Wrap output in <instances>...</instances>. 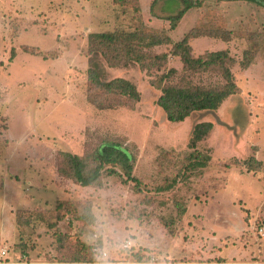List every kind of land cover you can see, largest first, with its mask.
Segmentation results:
<instances>
[{"label": "rangeland", "instance_id": "rangeland-1", "mask_svg": "<svg viewBox=\"0 0 264 264\" xmlns=\"http://www.w3.org/2000/svg\"><path fill=\"white\" fill-rule=\"evenodd\" d=\"M194 1L199 6L173 31L167 17L183 8L180 0H0L2 264H64L74 257L78 264H96L87 248L98 239L110 255L133 264L182 256L196 264H226L213 258L203 227L212 236L232 233L229 247L264 244V5ZM192 27L201 33L189 41L192 55L228 50L238 88L217 110L172 122L157 104L159 85L182 77L206 86L225 81L219 70L184 71L173 54ZM113 31L137 32L145 42L152 35L169 39L143 47L168 58H149L146 68L137 62L110 67L100 55L107 80L129 79L141 95L134 104L102 109L87 99L94 54L89 35ZM170 68L177 73L160 82ZM202 121L213 128L190 148L193 128ZM104 142H118L133 154L138 186L109 174L107 166L90 186L70 176L64 153L94 166ZM196 154L208 157L205 167L191 163ZM5 188L13 210L5 205ZM242 223L245 230L238 228ZM126 240L132 247L122 250ZM242 257L237 264H253Z\"/></svg>", "mask_w": 264, "mask_h": 264}, {"label": "trees", "instance_id": "trees-1", "mask_svg": "<svg viewBox=\"0 0 264 264\" xmlns=\"http://www.w3.org/2000/svg\"><path fill=\"white\" fill-rule=\"evenodd\" d=\"M120 1V0H118ZM183 8L172 13L167 18L171 23V29H176L177 24L185 16L188 10L199 6L194 0H180ZM223 1V0H218ZM258 4L264 5V0H251ZM169 11V10H168ZM201 33L196 32L195 28H190L183 33V37L175 43L173 54L180 56L184 64V71H191L193 74L198 71L219 70L224 78V83L217 86H206L204 84L194 83L182 77L175 83H164L161 87L162 93L158 98L157 104L165 113L167 119L172 122H180L188 118L192 113L199 111L217 110L223 102L231 95L237 92L235 77L232 72V65L235 60L229 54L228 50L211 51L205 56L194 57L192 47L189 44L190 39L199 37ZM144 36L137 32H95L89 35V42L93 45L94 54L90 59L88 69L89 87L87 99L90 103L99 108H117L126 105L128 102H138L140 92L136 85L124 77H116L111 80L106 79V67L98 59L101 55L110 67L128 66L132 63H139L142 68H146V60L167 59V53L164 55H152L150 51H144L145 46H155L168 43L167 40H155L152 35L149 42L144 41ZM248 63L243 64L247 67ZM177 73L175 68H170L166 74L162 75L160 82H163L171 75ZM213 128L211 121H202L197 123L192 131L189 142L190 148H195ZM69 167L71 168L70 176L82 186H90L98 182L105 166L109 174L126 176L125 181L136 182L139 180L133 175V154L122 144L118 142H104L97 149L93 157L96 161L94 166H89L85 158L69 152L64 153ZM195 155L193 165L205 167L208 157H199ZM121 169V171L118 170ZM89 213V211H88ZM93 245H99L100 249L106 246L100 239L95 243L88 245V252L95 259V252L92 250ZM123 250V249H122ZM127 257V256H125ZM124 256L119 258L126 259ZM141 260V258H138ZM70 262L80 261L77 257L72 260H62Z\"/></svg>", "mask_w": 264, "mask_h": 264}, {"label": "crops", "instance_id": "crops-1", "mask_svg": "<svg viewBox=\"0 0 264 264\" xmlns=\"http://www.w3.org/2000/svg\"><path fill=\"white\" fill-rule=\"evenodd\" d=\"M8 191L6 188L3 189L2 191V195L5 196V205L11 207V203H8V201L6 200V195L4 193ZM11 210H13V208L11 207L10 208ZM12 222V221H10ZM245 225L242 223V225L240 224L238 228H242L245 230ZM15 228V227H14ZM212 232L211 233H214V230H211ZM204 232V235L202 236H206V237H211L210 240V245H211V254L214 257L217 256V258H222L224 261H222V263H226V264H234V263H239L238 260L240 258H243L242 257V254L244 253L245 255L249 256L248 258L245 259H242L240 262H243V261H247L250 259V261H252L251 263L253 264H264V244L261 246L263 247V250H261V247L259 245L255 246L254 245V248L252 246H250L248 249L247 248H242L243 250H241L240 248H233V247H229V242H228V237L230 239V236L232 233L230 232H224V233H221V235H210V232H207L206 231V227H203L202 228V231L201 233ZM261 234H262V240H264V226L262 227L261 229ZM5 235V234H4ZM14 235L13 231L11 232V235L12 236ZM4 236H2V241L1 242H5ZM235 237V236H234ZM236 239V238H235ZM208 241V240H207ZM0 242V250L2 249V245ZM203 245V241H200L199 243H197V246H199L198 244ZM239 244L237 243V246ZM241 245V243H240ZM256 250V251H255ZM256 252V253H254ZM203 254V253H201ZM230 254V255H229ZM3 256V255H2ZM0 257H1V254H0ZM212 258V257H211ZM248 259V260H247ZM167 260H170L167 262ZM194 259H187L186 256H182L180 259H166V262H163L164 264H196L195 261H193ZM3 262H0V264H2ZM212 264L216 263L215 261H212L211 262ZM220 263V262H219ZM64 264H78V263H71V262H66Z\"/></svg>", "mask_w": 264, "mask_h": 264}, {"label": "built area", "instance_id": "built-area-1", "mask_svg": "<svg viewBox=\"0 0 264 264\" xmlns=\"http://www.w3.org/2000/svg\"><path fill=\"white\" fill-rule=\"evenodd\" d=\"M131 247H132L131 240H126V242L122 244L123 250H127ZM105 249H106V247L103 250L107 253L108 264H131V263L133 264V262H131L127 259L119 258V256L114 257V256L110 255V253L108 251H106ZM92 250L94 252H97L98 250H100V248L98 247V245H93ZM6 253H7L6 249L3 248L0 250L1 255H5ZM155 261H157L156 257H152L151 261L149 263L155 264L156 263Z\"/></svg>", "mask_w": 264, "mask_h": 264}, {"label": "clouds", "instance_id": "clouds-1", "mask_svg": "<svg viewBox=\"0 0 264 264\" xmlns=\"http://www.w3.org/2000/svg\"><path fill=\"white\" fill-rule=\"evenodd\" d=\"M96 264H108L107 253L100 249L95 253Z\"/></svg>", "mask_w": 264, "mask_h": 264}]
</instances>
